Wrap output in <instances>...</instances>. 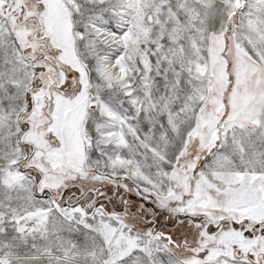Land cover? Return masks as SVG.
Instances as JSON below:
<instances>
[{
	"label": "rangeland",
	"instance_id": "1",
	"mask_svg": "<svg viewBox=\"0 0 264 264\" xmlns=\"http://www.w3.org/2000/svg\"><path fill=\"white\" fill-rule=\"evenodd\" d=\"M72 1L0 0L35 65L21 112V57L0 62V155L25 112L16 149L30 177L7 187L0 175V264H264V0ZM31 15L40 33L19 27ZM44 37L54 65L38 53ZM94 179L105 212L64 205L80 195L66 183ZM99 213L124 215L135 259L112 258L107 240L72 242ZM58 214L72 219L50 225Z\"/></svg>",
	"mask_w": 264,
	"mask_h": 264
},
{
	"label": "crops",
	"instance_id": "2",
	"mask_svg": "<svg viewBox=\"0 0 264 264\" xmlns=\"http://www.w3.org/2000/svg\"><path fill=\"white\" fill-rule=\"evenodd\" d=\"M30 23H34L37 26V28H38L36 30L37 33H40L42 31L41 25L39 22V18H36L34 15L28 16L27 21H25L24 23H19V27H23V28L27 27V29H29L27 25L30 26ZM8 26L9 25H8L7 18L0 15V62L7 64V68L9 70V68H11L10 66L14 67V62H15V59L17 58V54L21 57V60L23 62V64L21 66H22V69L25 73V80L23 82L24 83V91L21 94V100L19 103V106L21 107L20 111L22 112L26 108V106L28 105V91H29L28 89L30 87V84L33 81L32 75L34 72L33 68H35V65L32 64V61H34L33 59L29 60V58L27 56H25V54L23 52H21L20 46L17 43L16 39L13 38L12 41L9 39L8 34L10 32L9 31L10 28ZM37 33L31 32V37L36 38ZM11 34H12V32H11ZM9 40L11 42L10 43L11 50H9ZM42 44H45L49 50L52 49L50 47L51 44H50L49 40L46 39V37L41 39L40 45H42ZM30 51H31V49H30ZM2 60H4V61H2ZM1 63H0V65H1ZM6 78H7L8 83H13L15 80V78L10 76V75H7ZM26 86H27V88H26ZM41 87H43L42 84H41ZM10 126H11V129L9 128V130L6 129L4 131L3 136H2V140L8 139L9 141H11L12 154H10L9 151L7 150L3 155H0V175L7 179L6 181L3 182V184H6L7 187L13 186L10 184L9 180L10 179L14 180L15 177L17 176V174L21 178H25V179L30 178L28 176L27 172L24 173V171H22L20 168L24 162L23 156L17 155V154H19V151H17V149H16V145L18 143L17 139H19L17 137L19 135V132L21 131L19 116L17 117V119H13ZM0 139H1V137H0ZM31 186H32L31 184L28 185V187H27L28 192L31 191ZM24 187L26 188V186H24ZM73 216H74L73 219L75 220L74 222H76V219L78 217H77V215L76 216L73 215ZM103 216H104L103 214L99 213V217L96 218V221L88 222L87 229L85 230L86 232H82V231L79 232L78 229H80V230L84 229L83 227H79V226H76L77 229L75 230V232L73 230H71L72 242L77 243V242H79L77 238H80L81 239L80 242H82V240L87 242V246H86L87 251H92L94 249H92L90 247V245H95V240H97V239L107 240V243L110 244V246L107 248L111 252L112 258H114V259H122V258L135 259L136 256L133 254V249L130 246L132 245L133 248L139 249L137 251H142V249L135 242H132V240H129L132 237L131 234H133V233H131V234L128 233L129 231L131 232L130 229L125 231L126 227H125L124 223L122 221H120V219H118L119 217L124 218V215H118L117 219L115 218L114 215H112L111 217L109 216L107 219ZM56 217L59 220H55ZM94 217H95V215H88V216L86 215L85 216V218H87V219L89 218V220H92ZM71 219L72 218L69 216L67 218H65L62 215L58 214V215L52 216L49 221L51 222L50 225H52V222H56V221L61 222L63 220H71ZM109 219H111V221ZM93 222H96L97 224L93 225ZM119 222H121V224ZM111 224H115V225L117 224V226H119V228L121 229V232L117 234V232H115V227H113L111 232L108 229H107V231L102 229V228H106V227L110 228ZM123 231L127 232V234L124 233ZM52 235H53V232L50 228L49 229V241H48L49 249L51 248ZM124 235H126V236L128 235L129 238L123 237ZM154 236H156V235H154ZM94 237H95V239H94ZM126 244H128V248H125ZM82 246H84V244ZM117 248L122 253L121 256H115V251L117 250ZM95 252H97L96 247H95ZM141 253L145 254L146 260L150 259V255H148L149 252L147 253L145 251V252H141ZM72 257H74V255ZM84 264H92V263L84 262Z\"/></svg>",
	"mask_w": 264,
	"mask_h": 264
},
{
	"label": "flooded vegetation",
	"instance_id": "3",
	"mask_svg": "<svg viewBox=\"0 0 264 264\" xmlns=\"http://www.w3.org/2000/svg\"><path fill=\"white\" fill-rule=\"evenodd\" d=\"M41 51H42V53H40ZM51 52L52 51L49 50L45 44L40 45L39 50H38V53L40 54L42 59L46 58L48 60V63H50V65H54L55 61L51 57L52 55H50ZM42 68L44 69L43 66H42ZM94 183H95V188H89L90 193L84 194L81 198H75V200L73 202H69L68 201L69 199L66 200L65 202L68 203V205L77 204V206H79L81 208H85L87 210H91V209L93 210L95 208L97 211L105 212V205L97 203V198L100 199L101 197L105 196V194H104L105 192L101 188V185L104 183L102 182L101 185H99L100 181H97V179H94ZM82 211H83V209H82Z\"/></svg>",
	"mask_w": 264,
	"mask_h": 264
},
{
	"label": "trees",
	"instance_id": "4",
	"mask_svg": "<svg viewBox=\"0 0 264 264\" xmlns=\"http://www.w3.org/2000/svg\"><path fill=\"white\" fill-rule=\"evenodd\" d=\"M31 90L32 89H30L28 91V98H29L28 101L30 104H32ZM24 115H25V112L23 114H21V116H20V125L22 128V132H24L25 126L28 125V123L26 121H24V117H25ZM20 138H21V136L19 137L18 141L22 145V147L24 148L26 143L22 142ZM24 163L25 162H23V164L21 165L20 168L22 171L25 172V168H23ZM28 170H30V169H28ZM63 188H66V191L71 192L72 194H80L79 196H76V195L70 196V197H75V198H81L84 194L90 193L87 185L83 184L82 182H68V183H66V185ZM63 188H62V190H63ZM58 203H59V201H58ZM64 205L68 206V204H64ZM83 211L85 213V212H89L91 210H87V209L83 208Z\"/></svg>",
	"mask_w": 264,
	"mask_h": 264
},
{
	"label": "bare ground",
	"instance_id": "5",
	"mask_svg": "<svg viewBox=\"0 0 264 264\" xmlns=\"http://www.w3.org/2000/svg\"><path fill=\"white\" fill-rule=\"evenodd\" d=\"M65 2L70 6V7H72L73 9H76L77 8V6H76V4H75V2L74 1H72V0H65ZM78 9V8H77ZM74 11V10H73ZM95 23V22H94ZM94 25V24H93ZM97 25V24H96ZM95 25V26H96ZM95 29H96V31H97V33L101 36V37H103V38H105L108 34H110V35H112L113 36V33H111V31L108 29V28H106V27H103V26H101V25H97V27H95ZM120 149V148H119ZM108 159V158H107ZM112 160V159H111ZM233 166V165H232ZM242 167V166H241ZM232 168V167H231ZM233 168H235V167H233ZM234 170V169H233ZM25 173V172H24ZM232 173V172H231ZM228 174V173H227ZM236 174V173H235ZM41 197V196H40ZM188 245V244H187ZM172 246H173V244H172ZM179 252H180V250H179Z\"/></svg>",
	"mask_w": 264,
	"mask_h": 264
},
{
	"label": "water",
	"instance_id": "6",
	"mask_svg": "<svg viewBox=\"0 0 264 264\" xmlns=\"http://www.w3.org/2000/svg\"><path fill=\"white\" fill-rule=\"evenodd\" d=\"M161 237L165 238L167 241V244L171 243L170 239H169V236L168 235H162L160 234Z\"/></svg>",
	"mask_w": 264,
	"mask_h": 264
}]
</instances>
